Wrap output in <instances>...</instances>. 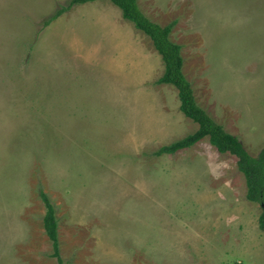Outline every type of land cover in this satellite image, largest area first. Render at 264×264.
Wrapping results in <instances>:
<instances>
[{
	"label": "rangeland",
	"instance_id": "374dc122",
	"mask_svg": "<svg viewBox=\"0 0 264 264\" xmlns=\"http://www.w3.org/2000/svg\"><path fill=\"white\" fill-rule=\"evenodd\" d=\"M69 1L0 0V247L14 248L8 229L18 234L20 223L29 234L18 246L26 259L31 264H56L49 256L52 247L42 222V191L57 210L65 264H264V232L258 228L261 207L246 199L236 158L218 153L208 138L176 154L155 155L159 147L180 138L169 139L163 129L140 131V120L150 117L145 106L158 107L156 99L136 91L132 103L139 106L133 109L126 93L113 100L104 94L113 89L105 84L110 80L81 68L87 53L82 48L92 40L73 25L90 13L86 6L74 4L45 26ZM138 3L160 26L172 25L169 39L182 47V72L196 104L236 135L250 156H257L264 145V128L242 123L232 105L243 103L239 111L250 121L256 116L249 110L252 106L262 101L264 108V0ZM136 38L152 47L145 36ZM72 64H78L77 72ZM68 78L70 82L63 84ZM157 79L132 83L138 85L132 88L145 86L157 95L169 88L159 86ZM117 80L128 88V81ZM68 89L98 91L100 96L91 95L94 98L80 105L82 109L61 113L60 105L66 108L60 96ZM158 101L161 106L163 98ZM224 101L230 104L221 105ZM260 119L264 122V114ZM190 122L195 128H186L185 136L197 129ZM255 131L258 135H251ZM61 173H67L69 186L61 182ZM139 175L159 181L160 187L142 203L135 202V189L120 195L117 209L126 229L146 239L133 237L137 241L130 243L132 256L123 259L118 241L115 246L104 243L92 224L75 221L94 216L92 220L101 218L108 227L106 208L113 195L98 191L96 184L106 177L122 183L126 176ZM93 193L99 212L106 209L101 215L86 204ZM115 221L123 226L118 215ZM158 241L173 247H161Z\"/></svg>",
	"mask_w": 264,
	"mask_h": 264
},
{
	"label": "crops",
	"instance_id": "0c3cea01",
	"mask_svg": "<svg viewBox=\"0 0 264 264\" xmlns=\"http://www.w3.org/2000/svg\"><path fill=\"white\" fill-rule=\"evenodd\" d=\"M139 1L140 0H137V5H138L140 11L148 19H150L143 12V10L140 8L139 3H138ZM75 6H86L85 8H87L88 11H90V13H87V15L83 16L81 21H77L73 25L75 27V29H81L80 31L81 32L83 31L84 34L86 33L85 36L91 37V40H92L90 43L85 42L84 47L82 48L87 53H85V59L83 61V62H85V63H83L84 66H82L81 68L86 67L87 72L89 71L90 75L94 74V75H97L98 77L102 78L103 80H107V81L110 80L109 82H107L105 84L107 87H109V85L111 83V87L113 89H110L111 91H105L104 94H106V96H111L110 99L113 100V99H115V97H117L119 95L123 96L126 93L125 95H129L130 107L135 109L139 105L133 106L132 99L137 98L135 96L134 92H136V91L149 92V94L153 97V100L155 101V99H156L155 102L158 104V107L157 106H154V107L153 106L152 107L145 106V109L150 111L149 112L150 117L147 114V116H144V118H142L140 120V131L144 130L146 132V134H147V130L163 129V130H165V133L168 131L166 135L169 136V139L176 138V137H178V135L180 137L179 139H181V138L185 137V133L187 134V132H183L184 130H186V128L191 126L192 129H194L195 127H194V125H192L193 123L190 122L192 120L187 118L186 116H184V114L180 111V109H179L180 101L178 98V93H177V90H176V93H175V91H173V89L171 88L172 85H170V84H158L159 86L169 87L167 90L162 89V90L157 91V93L159 95L158 94L156 95L155 92L153 91V89L144 88L145 86L142 87V89H140V90L138 88H132L133 87L132 85H134L132 83L138 82L137 84L142 85V83H144L148 80H151V78L156 77V79L157 78L159 79L164 72V63L161 59V56L155 50V48H154L151 40L149 39V37L146 36L141 31L137 30L130 21L124 19L122 17L121 10L117 6H115L110 0H95V1H90V2L83 3V4H77ZM151 21L154 22L153 20H151ZM154 23L158 24L157 22H154ZM161 27H164V26H161ZM143 36H145L147 38V40L151 43V45H152L151 48H149L145 42L136 41L137 40L136 37L143 38ZM72 49L76 50L75 47H72ZM181 49H182V47L180 48V54H181ZM205 50H206V54H207L208 53V45H206ZM209 58H206L207 66H208V62H210ZM73 68L75 69L74 72H77V70L79 69L78 64L77 65L74 64ZM182 69H183V67H182ZM78 73H80V72H78ZM124 76H126L125 79H124ZM77 77L73 76L72 78H77ZM117 77L121 78L125 81H128V88L126 86L119 85L118 83H121L122 80H117ZM70 80H71V78H68L67 81L63 80L62 83L63 84H65L66 82L69 83ZM137 84H135L134 86L138 87ZM117 87H119V88H117ZM62 89H63V87H62ZM63 90H65V89H63ZM67 91H69V92H65L63 95L60 93L61 94L60 98L62 99L63 104L65 105V108H66L64 110V107H62L63 105L61 104L60 105L62 108L60 110L61 113L62 112L71 113L72 112L71 110L74 109V107H75L74 110L82 109L83 107L81 108L79 106L80 105L84 106V103L86 102L87 99L94 98V97H91V95L100 96L98 91L76 92L75 89H68ZM120 92H124V93L120 94ZM224 95H226L225 92L221 93V96H224ZM193 96H194V94H193ZM221 96L219 95L220 100H224L225 97H221ZM159 97L163 98V104L161 105V106H163L161 108L162 111H160V109H159L161 107V106H159V104H160V101H158ZM119 98L122 99L121 97H119ZM194 99H195V97H194ZM135 102H136V104H138L139 101H135ZM220 104L221 105L230 104V101L229 102L228 101L220 102ZM242 105H243V103L242 104L237 103L236 106L232 105V107H233L232 111L239 113V117H240L239 119L241 120V122L245 123L246 125H249V127H251V129L257 130L258 128H261V129L264 128V122L261 121L262 118L260 120H258V117H262V115L264 114V108L262 106V101L260 104H257V106H255V107L252 106L251 109H249L252 112H254L256 115L253 121H250L246 116L243 117L244 111H242L240 113L239 107H241ZM155 110H158L159 113L155 112ZM143 120H145L146 123H143ZM260 121H261V123H260ZM133 123H135V122H133ZM218 124H220V123H218ZM220 125H222V124H220ZM223 128L225 129V131H227L224 126H223ZM129 130L130 131L132 130V126H131V129H129ZM191 131L195 132V130H191ZM228 133H230V132H228ZM175 134L177 136H175ZM230 134H232V133H230ZM232 135H234V134H232ZM251 135L257 136L258 131L251 133ZM129 136L132 137V131L129 133ZM234 136H236V135H234ZM188 149H190V147L186 148V149H182V151L188 150ZM176 153H174V154H176ZM75 175H80V173H75ZM107 178H109V177H106V180L104 179L101 185H98V183H97L96 188H98V191H101V192H104L107 194L111 193L113 195L112 199L110 200L111 203L109 204V207L106 208V209H108L107 213L109 212L108 215L106 213L107 219L109 220L108 221V227L105 226V224H103L100 221L101 218H99L98 221L92 220V217L94 218V216H92L90 219L88 218L84 221H81V223L77 220V222L75 221V224L76 225L81 224V225L89 226V227H90V224H92V226L95 227L94 229L99 230V231L97 230V233L99 236H101V241L104 243L108 242L109 245H111V246H115L114 245L115 242L118 241L119 245H121V247L124 251V252L122 251V255H120L119 258L126 259V258L132 256V254H131L132 253L131 252L132 247H131L130 243L137 241V240H134L133 237H137V238H139V240L143 239L144 242H146V239L141 238L138 235L133 236L131 229L130 228L126 229L125 220H121V218H120L121 215L119 212L121 210L117 209L118 201L121 202L120 195H122V194L123 195L124 194L129 195L133 191V189H135L137 192L134 195L136 197L135 202H137V203H142V201L146 202L148 199L147 195L149 193L152 194V191L155 190V188H157L158 186L160 187V182L157 180L153 181V182L148 181L145 179V177L143 175H139L138 178L136 177V179H132L130 176L129 177L126 176L125 181H123L122 183L120 182L119 179L117 180L116 177H110L109 179H107ZM60 179H61V182L63 183V185H65L67 183V185L69 186L68 181H66L67 173H61ZM155 179H156V177H155ZM89 196L92 199L88 200L86 204H87V206H89V208L91 210L92 209L95 210V215H96V212H99V210H98V204L96 205L95 199H94L95 193H93L92 195H89ZM141 206L144 207V205H141ZM106 209H104L102 211H105ZM155 209H158V208H155ZM56 212H57V210H56ZM101 212H99L100 215H101ZM117 215L119 216V220L121 221V223H123V226L120 223L115 221V219H117ZM154 218H155V215H154ZM155 219H156V221L161 222V219L160 220H158L157 218H155ZM8 225H9V222H7V226ZM58 227H59V224L57 226L58 243H59V228ZM17 228H18V234H17L16 229H14V228L8 229V231H12V234H8L9 235L8 237L10 240L14 239V240H12V242H15L13 244L14 248H11L10 246H9L10 249L7 246H6V248L0 247L2 249V251L0 252V264H31L29 262V260H27L26 257L24 256L23 251L18 249V246L20 244H22V242H21L22 236H26V235L29 236V234H27V232L24 230V227L20 223H19ZM258 228H259V226H258ZM178 237H179V234L177 232V239H178ZM173 238L174 237H172V239ZM139 240H138V242H139ZM144 242H142V244ZM164 242L162 241V243L161 242L159 243V241H158V243L161 244V247L163 245L164 246L169 245V246L173 247V245H172L173 243L167 244ZM50 244H51V242H50ZM59 252H60V249H59ZM173 253L174 252H172L170 254H173ZM112 258H114V257H112ZM114 264H116V263H114Z\"/></svg>",
	"mask_w": 264,
	"mask_h": 264
},
{
	"label": "trees",
	"instance_id": "16d2710c",
	"mask_svg": "<svg viewBox=\"0 0 264 264\" xmlns=\"http://www.w3.org/2000/svg\"><path fill=\"white\" fill-rule=\"evenodd\" d=\"M90 1L95 0H70L66 7L57 10L55 14L44 22L45 26L72 5ZM110 1L121 10L124 19L130 21L137 30L149 37L164 63V72L156 83L170 84L177 90L180 111L198 126L195 132L168 145L159 147L154 154H174L193 146L203 138H208L209 143L218 153L234 156L236 158V167L245 180L246 199L261 207L258 226L264 232V145L257 156H250L236 136L225 131L222 125L215 122L196 104L191 85L182 72L183 58L180 54L181 47L169 39L172 25L161 27L152 22L140 11L137 0ZM39 196L45 207L42 222L45 233L51 242L52 252L50 256L56 260V264H65L59 252L56 208L45 193L39 191Z\"/></svg>",
	"mask_w": 264,
	"mask_h": 264
}]
</instances>
